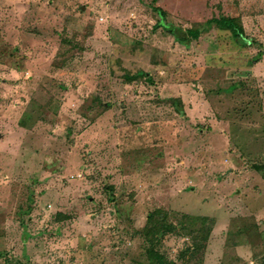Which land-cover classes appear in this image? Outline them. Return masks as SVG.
<instances>
[{
  "label": "rangeland",
  "instance_id": "1",
  "mask_svg": "<svg viewBox=\"0 0 264 264\" xmlns=\"http://www.w3.org/2000/svg\"><path fill=\"white\" fill-rule=\"evenodd\" d=\"M150 5L245 35L186 47ZM150 244L264 264V0H0V264H151Z\"/></svg>",
  "mask_w": 264,
  "mask_h": 264
},
{
  "label": "trees",
  "instance_id": "2",
  "mask_svg": "<svg viewBox=\"0 0 264 264\" xmlns=\"http://www.w3.org/2000/svg\"><path fill=\"white\" fill-rule=\"evenodd\" d=\"M150 8L157 16V21L154 28H162L167 34L173 36L175 41L186 47L190 46L194 40H198L205 32L214 26L222 30L230 31L232 36L235 38L243 37L245 35L243 22L239 16H213L205 22L199 23L195 27L192 26L184 28L169 21L167 19L166 12L162 8L154 5H150ZM142 75L146 74L142 73ZM177 105L179 104L177 103ZM193 244H195V241ZM194 249L195 248L193 247L190 249V251ZM147 256L151 264H175V261L166 257L164 253H161L155 247V244H150L147 249Z\"/></svg>",
  "mask_w": 264,
  "mask_h": 264
},
{
  "label": "built area",
  "instance_id": "3",
  "mask_svg": "<svg viewBox=\"0 0 264 264\" xmlns=\"http://www.w3.org/2000/svg\"><path fill=\"white\" fill-rule=\"evenodd\" d=\"M104 18L102 16L99 17V20L102 21Z\"/></svg>",
  "mask_w": 264,
  "mask_h": 264
}]
</instances>
